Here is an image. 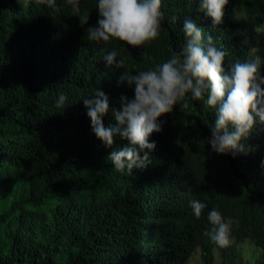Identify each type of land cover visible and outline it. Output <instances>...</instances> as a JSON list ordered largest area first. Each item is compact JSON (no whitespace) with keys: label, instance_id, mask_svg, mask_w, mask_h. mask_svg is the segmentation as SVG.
I'll return each instance as SVG.
<instances>
[{"label":"trees","instance_id":"1","mask_svg":"<svg viewBox=\"0 0 264 264\" xmlns=\"http://www.w3.org/2000/svg\"><path fill=\"white\" fill-rule=\"evenodd\" d=\"M56 5L59 12L36 0H0V264H191L198 248L204 264H215L218 249L219 264H236L244 239L264 264V125L242 141L245 152L217 154L207 144L216 117L205 94L161 117L151 166L121 174L83 103L104 91V124L116 123L112 110L134 89L105 55L115 49L133 74L152 69L182 51L185 19L227 53L226 68L259 55L264 74V0H229L215 27L199 0H162L160 35L140 48L86 39V28L98 26V0H80L85 27L66 0ZM199 194L236 222L229 247L179 223L178 205Z\"/></svg>","mask_w":264,"mask_h":264},{"label":"clouds","instance_id":"2","mask_svg":"<svg viewBox=\"0 0 264 264\" xmlns=\"http://www.w3.org/2000/svg\"><path fill=\"white\" fill-rule=\"evenodd\" d=\"M36 3L60 11L56 0H36ZM66 3L72 15L79 18L81 27L88 25L89 15L81 12L80 0H66ZM191 3L192 0H188L189 6ZM228 3L229 0H199L198 11L211 18L215 27L223 24ZM97 7L100 17L98 26L86 28V39L105 45L115 39L126 42L132 48H140L159 37L165 19L162 0H98ZM175 20L173 16L172 22L175 23ZM183 32L185 44L182 51L173 53L152 69L133 74L127 70L125 58L117 59L115 49L105 55L108 67L124 70L120 82H126L134 89L133 99L122 96L121 109L112 110L116 123L104 124L103 118L110 111L109 96L104 91L97 89L89 96L91 98L83 99L94 134L112 149L107 159L121 174L127 172L132 175L134 169L136 172L151 166V152L156 144L150 142V136L163 130L166 121L161 117L173 113L177 105L187 109L190 101L204 100L205 94V104L214 110L216 117L207 144L217 154L245 152L242 141L250 138L258 124L264 125L261 57L257 55L244 62L237 61L226 68L227 53L217 48L211 35L205 38L203 28L195 21L185 19ZM66 99L64 94H60L56 106L63 107ZM117 137L127 143L116 146ZM222 214L220 208L199 194L190 195L184 204H179L176 217L186 229L204 232L220 248H227L234 243L232 229L236 222ZM197 250L200 251V248ZM217 253L221 258L219 249ZM239 256L240 243L236 264H239Z\"/></svg>","mask_w":264,"mask_h":264},{"label":"rangeland","instance_id":"3","mask_svg":"<svg viewBox=\"0 0 264 264\" xmlns=\"http://www.w3.org/2000/svg\"><path fill=\"white\" fill-rule=\"evenodd\" d=\"M263 35H264V27H263ZM250 240L246 239L240 242V256L238 259L239 264H259V256L260 252L256 245L250 244ZM253 243V242H251ZM198 251V250H197ZM218 259L215 264H219L220 262V254H218ZM191 264H203L201 260V251L196 252V254L191 259Z\"/></svg>","mask_w":264,"mask_h":264},{"label":"bare ground","instance_id":"4","mask_svg":"<svg viewBox=\"0 0 264 264\" xmlns=\"http://www.w3.org/2000/svg\"><path fill=\"white\" fill-rule=\"evenodd\" d=\"M257 51V50H256ZM3 72V71H2ZM4 74V73H3ZM1 75V74H0ZM5 75V74H4Z\"/></svg>","mask_w":264,"mask_h":264}]
</instances>
